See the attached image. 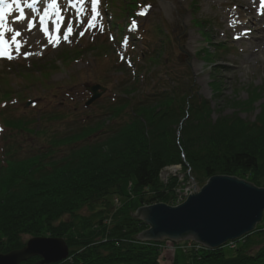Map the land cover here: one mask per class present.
I'll use <instances>...</instances> for the list:
<instances>
[{
  "label": "trees",
  "instance_id": "16d2710c",
  "mask_svg": "<svg viewBox=\"0 0 264 264\" xmlns=\"http://www.w3.org/2000/svg\"><path fill=\"white\" fill-rule=\"evenodd\" d=\"M131 3L133 11L135 2ZM203 24L196 22L201 28ZM151 32L157 42L147 45L151 52L144 59L155 84L141 97L131 93L134 87L121 84L120 88L127 89L120 103L108 105L104 113L108 118L86 121L70 137L85 143L61 151L38 140L47 135L40 118L12 117L9 108L0 109V252L23 247L29 240L25 235L51 236L65 238L68 255L57 263L44 264H163L161 247L166 240H139V233L148 225L133 216L141 205L170 203L176 196L160 188L163 168L172 164L186 168L188 164L197 178L238 176L264 186V179L256 180L262 165L258 156L238 144L246 141L244 136L256 135V123L243 127L234 118H223L213 125L219 131L216 136L192 140L195 135L186 125L177 135L174 127L182 118L186 117V124L207 123L211 104L198 95L187 68L174 70L162 58L164 48L176 42V37L164 34L160 25ZM153 66L159 67L153 71ZM122 113L126 118L109 126ZM232 126L245 130L234 135ZM15 133L35 138L36 145L23 148L12 141ZM202 140L205 143L200 144ZM195 143L197 147L192 146ZM128 179L134 181L139 205L129 198L114 212L113 201ZM146 188L152 192L145 193ZM263 223L264 215L255 230L242 236L233 248L227 243L212 249L191 240L183 258L175 256L171 264H264ZM39 258L24 263L33 264Z\"/></svg>",
  "mask_w": 264,
  "mask_h": 264
},
{
  "label": "rangeland",
  "instance_id": "374dc122",
  "mask_svg": "<svg viewBox=\"0 0 264 264\" xmlns=\"http://www.w3.org/2000/svg\"><path fill=\"white\" fill-rule=\"evenodd\" d=\"M131 1L135 2V16L129 6ZM62 3L60 7L65 21L57 46L48 43L37 25L39 37L29 40L19 37L24 42L19 55L13 49L14 59L0 58V109L9 108L8 115L12 117L40 118L38 122L46 125L47 135L45 139L38 140L53 144L56 149L67 152L85 143L70 137L79 132L86 121L92 123L108 118V114H104L108 105L120 103L127 89L120 88L121 84L134 87L131 93L139 97L155 84L153 74L148 75L149 65L144 58L151 52L148 43L157 42L149 30L160 25L164 34L176 37V42L164 48L162 58L174 70L179 71L182 66L188 68L195 80L194 89L211 104L207 123L186 124V117L182 118L180 125L174 127L177 135L180 136V130L186 125L195 135L192 140L216 136L219 131L213 125L223 118H234L233 122L243 127L256 123L259 129L254 131L256 135L244 136L246 141L238 144L251 148L258 156L262 165L256 173V180L263 181L264 15L258 13V0L254 1L252 12H249L245 0H100L98 24L103 26V31L100 27L85 31L91 16V0H85L84 23L77 22L76 11L69 7V0ZM142 10L145 15H139ZM11 18L16 20L15 15ZM69 20L73 21L74 32L65 41L62 37ZM133 20L137 25L135 28L131 26ZM197 21L204 23L203 28L196 25ZM10 26L20 29L13 21ZM51 26L54 33L52 22ZM81 31H84L83 36L79 34ZM10 37L11 34H8ZM26 52L32 54L25 58ZM179 57L182 58L180 62ZM141 66H144V71L139 74L137 71ZM158 67L153 66V71ZM43 70L46 74L42 73ZM96 83L105 86L106 90L99 99L86 105L91 97L88 88ZM29 101L31 104L28 105ZM245 101V105L238 106ZM126 116L122 113L117 119L112 118L109 126H115ZM243 127L232 126L231 131L239 135L244 132ZM14 138L12 141H17L23 148L36 145L35 138L25 133H15ZM65 140L66 143H63ZM202 142L199 141L200 144ZM192 146L197 147L196 143ZM207 180L197 178L188 164L186 168L181 164L168 165L160 172V188L172 196L176 195L168 203L175 206L184 202L189 192H199ZM133 182V179L125 180L121 186L122 194L112 198L114 212L129 198L133 199L135 206L139 205ZM150 192L149 188L145 189V193ZM107 220L110 223L111 218ZM24 239L30 237L25 235ZM239 239L241 237L232 240L228 246L235 247ZM164 240L161 261L171 264L175 256L183 258L185 248L194 239L189 237L178 242L168 238Z\"/></svg>",
  "mask_w": 264,
  "mask_h": 264
},
{
  "label": "water",
  "instance_id": "95a60500",
  "mask_svg": "<svg viewBox=\"0 0 264 264\" xmlns=\"http://www.w3.org/2000/svg\"><path fill=\"white\" fill-rule=\"evenodd\" d=\"M89 89L93 95L87 104L105 91L99 84ZM263 215L264 187L228 175L210 177L199 192H189L176 206L159 202L138 207L133 213L148 225L139 233L140 240L178 242L191 237L212 249L253 232ZM68 250L63 237L35 236L21 248L0 252V264H25L34 256L40 258L33 264L57 263L67 257Z\"/></svg>",
  "mask_w": 264,
  "mask_h": 264
},
{
  "label": "snow or ice",
  "instance_id": "6c2138e0",
  "mask_svg": "<svg viewBox=\"0 0 264 264\" xmlns=\"http://www.w3.org/2000/svg\"><path fill=\"white\" fill-rule=\"evenodd\" d=\"M39 0H0V58H6L8 60L14 59L13 49H15L16 55L20 54L23 43L19 37L22 33L16 28L10 26L9 16L13 11L19 13L16 18L17 23L24 22L28 19L25 15V8L31 9L33 13L38 15L40 30L43 32L44 36L47 38L48 43L57 46L60 43L61 27L64 24L65 17L62 14L60 4L58 0H47L44 4L42 11L37 8ZM85 0H69V7L75 9L76 19L78 23H84L82 17L85 13L84 8ZM100 5V0H91V16L87 20V31L88 28L100 27L103 31V26L98 24V18L100 17V12L98 11ZM260 7L264 9V0H260ZM37 15H34L31 20H28L27 29L31 31L36 26ZM139 15H145L142 10ZM49 21L55 25V32L49 30ZM132 28H135L136 22L132 21ZM74 27L73 21L69 20L67 27L63 32V40L67 41L69 37L73 34ZM8 34H11L10 39ZM81 36L84 35V31L79 33ZM239 37H237L238 39ZM32 53H24L25 58Z\"/></svg>",
  "mask_w": 264,
  "mask_h": 264
},
{
  "label": "bare ground",
  "instance_id": "6f19581e",
  "mask_svg": "<svg viewBox=\"0 0 264 264\" xmlns=\"http://www.w3.org/2000/svg\"><path fill=\"white\" fill-rule=\"evenodd\" d=\"M245 1L247 2V5L249 6V12H252V9H253L252 5H253L255 0H245ZM62 2H63V0H60L59 4H60L61 7L63 5ZM258 3H260V1ZM8 19H9V24H10L11 18H8ZM12 21L14 22V24H16L17 26L20 27L19 30H21L20 32L22 33L21 37L23 38V40H24V37H26L29 40V39H36L37 37L40 36V34L37 31V27L36 26L31 31H29L27 29V21L26 20L24 22H20V23L15 22L16 20H13V19H12Z\"/></svg>",
  "mask_w": 264,
  "mask_h": 264
}]
</instances>
